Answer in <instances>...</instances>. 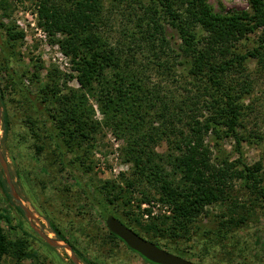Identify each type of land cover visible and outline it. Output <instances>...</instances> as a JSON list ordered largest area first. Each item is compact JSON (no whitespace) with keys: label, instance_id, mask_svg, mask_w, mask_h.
Wrapping results in <instances>:
<instances>
[{"label":"trees","instance_id":"trees-1","mask_svg":"<svg viewBox=\"0 0 264 264\" xmlns=\"http://www.w3.org/2000/svg\"><path fill=\"white\" fill-rule=\"evenodd\" d=\"M179 2L174 8L173 0H151L143 6V17L138 18L134 28L123 29L121 36L111 42L103 34L110 24L101 15L102 0H37L38 23L48 33L60 36L57 43L70 57L76 81L85 92L71 89L68 93L48 78L40 81L36 69L29 77L34 89L28 92L31 99L21 95L22 100L31 102L36 114L29 117L40 126L48 120L55 123V129H63V122L69 124V136L65 130L59 132L68 151L74 145L73 137L93 140L102 128L120 141L121 158L130 164V175H121L123 188L106 182L100 205H113L116 199H126L132 192L140 193L141 203L154 199L167 205L171 215L160 214L158 219L162 221L146 229L169 237H185L191 227L206 231L197 218L206 206L223 196L232 178L261 182L260 164L250 167L242 162L239 148L243 140L241 100L251 93L247 62L255 59L264 65V0H247L246 10L226 15L213 12L206 0ZM8 8L9 3L0 0V10L4 13ZM256 32L257 45L240 52V42ZM21 37L9 33L4 40L0 35V47ZM179 67L182 71L186 67L187 72ZM27 75L23 73V77ZM178 90L182 91L179 96ZM89 96L101 120L96 118ZM3 99L0 89L2 105ZM1 120L4 142L9 132L7 112L2 113ZM206 136L215 144L224 136L232 138L238 160H223L224 166L215 170L209 160L210 144L204 143ZM162 141L168 148L159 153L156 147ZM76 159H81L80 154L73 151L71 161ZM235 164H241V168ZM0 185L5 197L11 199L3 180ZM92 191L97 190L92 187ZM260 193L264 197V188ZM17 210L22 213L19 207ZM109 214L121 221L113 213L107 217ZM0 221L9 223L8 216L0 213ZM51 229L64 240L54 227ZM108 235L121 242L109 231ZM146 240L171 252L165 244ZM69 245L79 256L75 246ZM3 251L0 230V262ZM173 252L188 260L193 258L181 250ZM25 256L36 264L35 252Z\"/></svg>","mask_w":264,"mask_h":264},{"label":"rangeland","instance_id":"rangeland-1","mask_svg":"<svg viewBox=\"0 0 264 264\" xmlns=\"http://www.w3.org/2000/svg\"><path fill=\"white\" fill-rule=\"evenodd\" d=\"M6 1L9 8L4 13L0 10V35L4 40L9 33L22 37L0 47V89L4 94V103H0V151L7 165L13 195L29 215L17 210L16 199H7L0 185V213L9 219V223L0 221L4 245L0 264H32L25 255L33 252L37 255L36 264H74L67 249L51 245L38 231L57 244L74 245L79 252V256L75 254L78 264H148L121 242L109 237L105 225L108 213L115 214L144 238L165 244L171 253L174 250L186 252L187 256L193 257L189 261L194 264H264V197L260 193L264 188V65L255 59L247 62L251 93L241 100L243 140L239 148L242 162L250 167L260 164L258 175L261 182L245 177L232 178L223 196L206 206L204 213L197 218L206 229L205 233L191 227L185 237H169L146 229L162 221L158 219L160 214L171 215L167 205L154 199L141 203L138 192H132L126 199H116L108 207L100 205L106 190L104 184L114 182L123 188L121 175H130V164L121 158V142L106 128H102L93 140L73 137L71 142L74 145L68 151L60 135V131L65 130L69 136L67 122H63V129H55L51 120L40 126L30 118L36 113L31 102L22 100L21 95L31 99L28 92L34 89L29 77L36 73V69L40 81L48 78L68 93L71 89L85 91L76 81L70 57L62 53L57 43L60 36L48 33L38 23L37 0ZM173 1L174 8H177L179 0ZM102 2L101 15H105L110 24L103 34L114 42L123 29L134 28L138 18L143 17V6L150 4L151 0ZM206 2L213 12L221 15L248 8L247 0ZM167 31L177 39L173 30L167 27ZM258 35V32L249 34L246 40H242L238 46L240 52L256 46ZM179 68L181 72H187L186 67L184 71ZM24 72L29 75L23 77ZM180 92L178 90L176 95L179 96ZM87 98L94 107L96 118L101 120L95 102L90 96ZM3 112H7L9 119V132L4 142L1 140ZM204 140L207 143L209 139L206 136ZM207 144H210L209 160L215 170L224 166L223 160L232 163L239 158L230 137L217 140L218 145L214 140ZM167 148V142L162 141L156 151L164 153ZM72 150L80 154L79 161H71ZM235 167L239 169L241 164H235ZM0 180L9 194L1 163ZM92 187L97 191H92ZM149 191L157 194L155 190ZM52 227L64 240L51 232Z\"/></svg>","mask_w":264,"mask_h":264},{"label":"water","instance_id":"water-1","mask_svg":"<svg viewBox=\"0 0 264 264\" xmlns=\"http://www.w3.org/2000/svg\"><path fill=\"white\" fill-rule=\"evenodd\" d=\"M0 163L2 165V169L6 175L9 195L11 198L16 199L13 195L12 186L9 180L8 169L6 162L2 156L0 151ZM19 208L24 212L25 216H28V210L24 207L20 200L16 199ZM105 225L108 231L113 234L117 239H119L130 251L136 253L141 259L150 264H194L193 262L175 255L171 252L166 251L161 248L157 244L148 241L141 236H139L132 229L123 224L120 220H118L113 215H110L105 220ZM34 228V227H33ZM39 235L45 239L47 242L51 243V245L55 247H63L67 249L70 253L71 260L74 264H78V259L75 256V253L71 249L70 245H60L55 241L46 238L42 232L38 231Z\"/></svg>","mask_w":264,"mask_h":264}]
</instances>
